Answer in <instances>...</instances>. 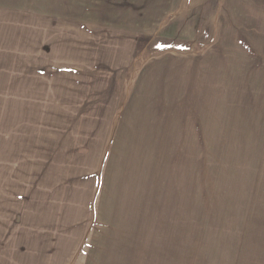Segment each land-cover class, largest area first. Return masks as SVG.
<instances>
[{
	"label": "rangeland",
	"instance_id": "obj_1",
	"mask_svg": "<svg viewBox=\"0 0 264 264\" xmlns=\"http://www.w3.org/2000/svg\"><path fill=\"white\" fill-rule=\"evenodd\" d=\"M125 47L123 65H113L118 123L78 264H264V0H0V108L12 111L15 91L34 80L13 90L17 63L41 66L38 83L51 86L43 92L51 99L38 103L51 107L31 119L35 132L16 138L20 151L3 138L12 133L0 132V248L16 226L27 232L19 225L30 214L45 219L44 208L29 210L43 203L42 182L34 177L30 191L28 175L15 179L21 164L28 169L20 157L44 164L45 155H76V136L64 131L63 149L61 126L51 128L56 115L64 119L62 64L84 56L91 70L98 51L119 56ZM110 66L101 60L102 73ZM0 255L8 264L3 247Z\"/></svg>",
	"mask_w": 264,
	"mask_h": 264
},
{
	"label": "crops",
	"instance_id": "obj_2",
	"mask_svg": "<svg viewBox=\"0 0 264 264\" xmlns=\"http://www.w3.org/2000/svg\"><path fill=\"white\" fill-rule=\"evenodd\" d=\"M126 51L125 47L118 56L117 51L113 50L111 53L105 54V58L98 51L96 62H91V70L88 67V70L85 71L84 56L83 59L72 62L70 66L69 62L62 64L60 69H65L63 74L69 77L60 83V95H62L60 97V113L64 119L61 121L56 115L57 121L51 123V128L55 129L59 125L61 126L60 144L63 149H65L63 147L65 143L61 142V139L66 138L64 131L67 130L69 137L76 136L74 139L76 144L72 148L76 155H45L43 157L44 164L33 163V158L30 156L22 155L20 157L22 163L28 162V169L25 168V164H21L19 175L15 179L21 183V180L28 175V179L23 182L28 183L27 187H30V191L36 188L37 180L42 182L40 189L44 191L43 203L34 206L29 204V206L31 205L29 210L36 213L43 211L42 208H44L45 219L37 218L35 220L30 214L27 224L19 225L20 229L27 228V232L18 231V226L15 228L17 232H14L12 228L14 234L2 246L8 264H78L81 260L83 247L92 231L96 214V205L94 204L96 191L94 189H98L101 167L106 160L109 146L111 147L113 144L112 136L115 125L118 123L117 114L122 85L119 78L120 73L114 70L113 65H123L122 58ZM101 60L105 65H111V71L102 73ZM37 67L41 66H37L33 62H29L27 67H21L19 63L14 66L16 71L11 74L13 90H17L16 85L24 77L33 75L34 80L27 83L28 88H25V93L15 91V96L12 98L14 103L12 111L6 110L4 106L0 108V128L11 125L8 131L0 129V132L12 133V136L3 138L8 140L12 137L11 145L14 154L22 149L21 141L16 138L22 137L21 133L26 134V137H31V134L35 132L31 120L34 118L35 110L45 111L51 107L49 103H45V105L49 104L48 106L42 105V103L38 104L45 99L46 101L51 99L43 93L47 86H51L45 82L46 79L38 83ZM42 69L44 71L39 70V74L44 75L47 70L43 67ZM53 69L55 70L56 67H49L50 71L47 76L52 75ZM75 94L78 96L77 98ZM89 94L91 97L86 100V96ZM31 101H34L33 105H31ZM91 102L93 109H85L86 103ZM86 131L95 134V140L90 145L85 144L84 133ZM132 131L138 132V129ZM78 133L81 135L80 137L77 136ZM103 137L104 141H102ZM3 142L5 143V140L0 139V149L4 148ZM27 148L31 147L27 145ZM13 160H16V156L13 157ZM34 181L36 182L34 183ZM258 182L261 187H264V172H260ZM82 189H84V194H82ZM70 190L76 191L77 198L72 208L69 204ZM81 196L82 201L80 200ZM262 201L264 202L263 192ZM54 210L60 212V220H54ZM72 211L81 212L79 220L73 222V217L70 219L69 213ZM258 212H264V207L258 208ZM50 213H52L51 218ZM22 235L23 238H21ZM0 239L2 238L0 237ZM0 264H2L1 258Z\"/></svg>",
	"mask_w": 264,
	"mask_h": 264
}]
</instances>
